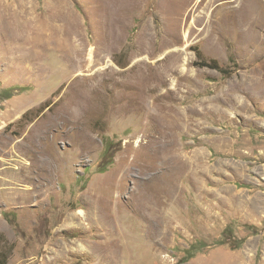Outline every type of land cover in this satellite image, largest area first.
Here are the masks:
<instances>
[{"label":"rangeland","instance_id":"obj_1","mask_svg":"<svg viewBox=\"0 0 264 264\" xmlns=\"http://www.w3.org/2000/svg\"><path fill=\"white\" fill-rule=\"evenodd\" d=\"M0 264H264V0H0Z\"/></svg>","mask_w":264,"mask_h":264},{"label":"trees","instance_id":"obj_2","mask_svg":"<svg viewBox=\"0 0 264 264\" xmlns=\"http://www.w3.org/2000/svg\"><path fill=\"white\" fill-rule=\"evenodd\" d=\"M214 67L218 68L219 65H218V64H215ZM223 71H225V70H223ZM12 96H13V93L10 92L9 89L6 90V98H10V97H12ZM106 169H107V164H106L105 161H104V162L101 164V166H100V170H101V171H105ZM190 253H191V252H190Z\"/></svg>","mask_w":264,"mask_h":264}]
</instances>
